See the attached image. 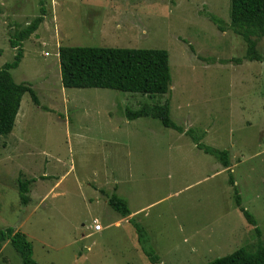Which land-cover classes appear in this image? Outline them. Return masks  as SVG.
<instances>
[{
    "label": "rangeland",
    "instance_id": "obj_1",
    "mask_svg": "<svg viewBox=\"0 0 264 264\" xmlns=\"http://www.w3.org/2000/svg\"><path fill=\"white\" fill-rule=\"evenodd\" d=\"M41 6L43 21L10 71L39 106L24 94L13 130L0 135V230L22 232L39 264H151L142 249L159 264H205L264 244V42L255 38L262 62L245 59L228 28L230 0H0V69L16 52L10 38ZM60 46L166 50L170 91L65 89ZM165 101L183 133L124 116ZM188 130L226 150L230 167L197 149ZM230 175L255 226L235 206ZM112 194L127 201L131 222L109 207ZM0 264H22L7 241Z\"/></svg>",
    "mask_w": 264,
    "mask_h": 264
},
{
    "label": "trees",
    "instance_id": "obj_2",
    "mask_svg": "<svg viewBox=\"0 0 264 264\" xmlns=\"http://www.w3.org/2000/svg\"><path fill=\"white\" fill-rule=\"evenodd\" d=\"M44 16L45 9L41 6L40 15L12 35L9 40L10 47L16 52L13 60L0 69V135H9L13 130L24 94H29L32 102L39 106L34 91L28 84L15 83L10 71L18 67L23 56L22 43L39 28ZM209 18L221 32L225 31L221 20L213 15ZM228 28L245 43L247 48L245 59L262 62L261 55L255 49V38L263 39L264 42V0H230ZM58 59L60 82L65 89H109L150 98L164 96L170 91L169 55L163 49L60 46ZM124 116L128 121L139 118L155 119L163 127L183 133L170 118L169 101L151 106L144 105L138 110L125 109ZM185 134L191 137L197 149L214 157L224 169L230 167L229 153L226 150L202 145L200 140L193 136L192 130ZM28 183L23 181L18 184L20 203L24 206L28 203L26 196ZM228 183L235 195L236 208L249 225L255 226V218L240 203V196L231 175ZM107 204L122 218L131 214L127 201L115 194L108 198ZM133 226L137 234H141L142 228L135 223ZM255 230L257 231V228ZM6 241L19 255L22 264H39L32 258V245L22 232L11 227L0 230V245ZM142 251L151 264L160 263L159 257L152 251L145 249ZM205 264H264V244H258L254 250L241 247Z\"/></svg>",
    "mask_w": 264,
    "mask_h": 264
},
{
    "label": "built area",
    "instance_id": "obj_3",
    "mask_svg": "<svg viewBox=\"0 0 264 264\" xmlns=\"http://www.w3.org/2000/svg\"><path fill=\"white\" fill-rule=\"evenodd\" d=\"M101 229H102V227H101L100 223L97 220H94L93 225H92V230L94 232H99V231H101Z\"/></svg>",
    "mask_w": 264,
    "mask_h": 264
},
{
    "label": "crops",
    "instance_id": "obj_4",
    "mask_svg": "<svg viewBox=\"0 0 264 264\" xmlns=\"http://www.w3.org/2000/svg\"><path fill=\"white\" fill-rule=\"evenodd\" d=\"M131 214L128 216V217H126V218H124L125 220H131V216H132V212H130ZM102 227V226H101ZM92 230V229H91ZM103 230V228L101 229V231ZM101 231H99V232H101Z\"/></svg>",
    "mask_w": 264,
    "mask_h": 264
}]
</instances>
